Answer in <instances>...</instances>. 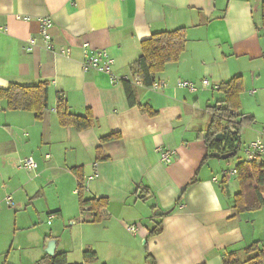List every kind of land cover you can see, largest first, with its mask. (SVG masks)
Segmentation results:
<instances>
[{
    "label": "crops",
    "instance_id": "0c3cea01",
    "mask_svg": "<svg viewBox=\"0 0 264 264\" xmlns=\"http://www.w3.org/2000/svg\"><path fill=\"white\" fill-rule=\"evenodd\" d=\"M261 1L0 0V88L45 82L49 101L40 122L31 113L0 111V264H37L50 240L56 242L54 254L65 253L68 263H81L86 249L98 257L100 248H106L113 264H135L121 237L127 235L126 225L140 228L131 234L140 247L139 264H151L145 243L153 264H222L224 255L244 258L245 247L264 245V208L242 213L234 208L240 186L231 171L245 161L244 154L242 159L209 157L199 135L209 124L208 108L223 99L213 86L232 77H242L241 111L252 116L245 107L264 110ZM44 18L52 24L53 50L39 34ZM179 29L186 32L184 52L155 75L166 85L164 91L135 86L139 78L130 66L141 55V41ZM30 40L35 42L32 50ZM85 43L90 51L107 52L116 83L103 72L82 70ZM66 49L69 54H62ZM203 79L211 87H202ZM124 80L134 87V107L127 103ZM178 81L194 83L198 91L178 88ZM57 97L74 115L89 111L94 127L79 133L60 127L54 112ZM263 130L257 125L243 130L242 152L255 140L264 145ZM112 134L118 139L101 142ZM158 147L172 151L170 164L160 162ZM29 157L37 168L40 164L57 194L52 206L46 204V213L37 207L45 193L36 171L20 163ZM72 168L83 170L87 198L108 201L98 224L91 223V212H80ZM95 172L98 176L88 179ZM193 179L197 182L188 186ZM65 196L72 206L74 197L77 206V212L71 206L69 234L79 240L80 261H69L70 251L54 229L36 234L41 214L64 224ZM157 222L162 232L148 238Z\"/></svg>",
    "mask_w": 264,
    "mask_h": 264
},
{
    "label": "trees",
    "instance_id": "16d2710c",
    "mask_svg": "<svg viewBox=\"0 0 264 264\" xmlns=\"http://www.w3.org/2000/svg\"><path fill=\"white\" fill-rule=\"evenodd\" d=\"M260 16L264 27V0L261 1ZM186 32L185 30H173L154 34L140 43V57L131 64L130 72L137 76L142 82L143 87L150 88L156 82L155 75L164 71L168 64L177 62L185 50ZM218 91L223 99L212 108H208L211 114L209 124L204 131L200 132V138L208 151H218L220 154L232 155L235 158L241 149V136L247 125H253L254 118L241 111L240 95L243 92L242 77H232L218 85ZM124 93L130 107L137 105V99L132 83L128 80L123 81ZM54 112L57 115L58 124L62 128H72L79 133L94 127V119L89 111L84 116L74 115L69 111L66 102L59 97L56 99ZM142 108V107H141ZM24 112L33 114L36 121L44 119L46 111L49 109L48 84L39 82L34 86H21L9 84L5 89L0 88V111ZM150 115L153 112L144 107ZM217 134H223L221 142L215 141ZM118 135L112 134L101 139L107 142L118 139ZM101 147L96 148V154L100 156ZM70 172L76 178V196L80 212L89 211L92 213L91 223L98 224L101 221L100 211L105 209L108 201L105 198L89 199L86 197L85 179L81 168H72ZM237 183L240 186L239 193L233 196L234 208L238 213L243 211L256 212L264 208V161L254 162L241 161L235 167ZM193 179L188 186L196 183ZM161 223L157 222L149 231L147 237L151 238L162 232ZM145 259L152 260L146 243ZM244 258L236 254H227L222 257V264H264V245L259 242L252 243L245 247ZM65 253H55L53 256L44 255L37 264H94L98 261L96 253L91 249H86L82 254L81 263H68Z\"/></svg>",
    "mask_w": 264,
    "mask_h": 264
},
{
    "label": "built area",
    "instance_id": "2783aa9c",
    "mask_svg": "<svg viewBox=\"0 0 264 264\" xmlns=\"http://www.w3.org/2000/svg\"><path fill=\"white\" fill-rule=\"evenodd\" d=\"M51 25L52 24H51L50 20H48V19L44 18V19H41V21H40L39 34L43 40L44 46L48 50H53V45L51 43L52 37H50V35L48 33V30L51 27ZM29 44H30L29 50H32V48L35 45V42L33 40H30ZM82 49H83V54H84V60L82 63V70L84 72H86L88 70L103 72V73L109 75L110 81L112 84L117 82V79L115 77H113L112 73H111V67H112L113 61L108 56L106 51H104V50L90 51L89 45L86 43L82 45ZM61 53L68 55L69 51L66 49V50H63V52H61ZM200 83H201L202 87H206V88L211 87V83H209V81L207 79L201 80ZM134 84H135V86H139V87L144 86V85H142V82L139 79L134 80ZM176 84L179 88H181L183 90H187L191 93L198 91V87L194 83H190L188 81H186V82L178 81V82H176ZM165 87H166V85H164L161 82L156 81L155 83L152 84V86L149 89L152 91H159V90L164 91ZM213 88L218 89L219 86L214 85ZM263 132H264V130H263ZM155 151L160 157V162H163L165 165H168L171 163L172 151H170L169 149H166V148H162V147L156 148ZM243 154H244V159L247 162H254V161H258V160L264 161V145H262V143L259 140H255V141L249 143L245 147ZM46 157L48 158L47 155H46ZM20 163H21V166L25 169L35 171L37 168L35 161L30 157L23 159ZM96 166H98V165H96ZM231 172L233 174H236L235 171H231ZM224 175H226V174L224 173ZM97 176L98 175L95 172L93 174V176L88 178V179H93L94 177H97ZM6 204L9 207L13 206L12 200L10 198L6 199ZM139 229L140 228L137 225H126V230H128V232L132 235H136L138 233Z\"/></svg>",
    "mask_w": 264,
    "mask_h": 264
},
{
    "label": "rangeland",
    "instance_id": "374dc122",
    "mask_svg": "<svg viewBox=\"0 0 264 264\" xmlns=\"http://www.w3.org/2000/svg\"><path fill=\"white\" fill-rule=\"evenodd\" d=\"M252 108L253 107H250L248 109L245 107V110L251 111V113L253 112L252 116L255 120L253 125H257L258 128H263L264 127V110L262 109V107H258V108H254V109H252ZM253 125H247L246 127L250 128ZM21 140L24 141V139H22V138H21ZM237 158H239V159L243 158L242 149L239 150V152L237 154ZM41 170H42V168L39 164V167L37 168V170H35L36 171L35 173H37V175H38L40 184L43 185V187H44V193L45 194H43V196L39 197L40 199H39V201H37V205H38L37 207H39L40 211H43L47 207L46 204L49 206L53 205L57 194L55 193L53 188L50 186V184H48V177L45 176L44 175L45 173L41 172ZM59 190L61 191V189H59ZM40 193H41V191H40ZM65 197H64V204L62 205L64 207V211L66 213L65 218H64L65 219L64 224L58 225V223H56L54 219H52V218L48 219L46 214H41V215H39V219L37 222L36 234H38L39 236H42V235H44L43 233H46L49 229H51V230L54 229L52 233H55L57 235V239L58 238L62 239L66 249H69V251H70L69 261H80V258H79L80 255L78 254L79 253V248H78L79 247L78 246L79 240L77 238H75L74 236L71 238V236L69 234V230L71 227L70 219H72V218H69L70 217L69 214L72 212V207H73V212H77V206H76V202H75L74 197H73V205L74 206L71 205L70 197H66V198ZM43 212L46 213L45 210ZM90 228H96V227H90ZM98 228H100V227H98ZM87 229H89V228H87ZM121 237H122L123 241H125V243L127 242L128 245L130 246L133 261L135 259V264H139V261H140L139 244L137 243V241H134V239H132V236L128 232V230H127V235L121 234ZM94 246H95V244H94ZM96 250H99L98 245H96ZM109 252H110L109 249L100 248V250L98 252L100 255V256H98L100 258L99 262L97 261L94 264H107L103 261H107L108 264H113L112 263L113 259L111 258V255ZM121 255H122V253L117 254L115 256L119 257ZM114 259H115V257H114Z\"/></svg>",
    "mask_w": 264,
    "mask_h": 264
},
{
    "label": "water",
    "instance_id": "95a60500",
    "mask_svg": "<svg viewBox=\"0 0 264 264\" xmlns=\"http://www.w3.org/2000/svg\"><path fill=\"white\" fill-rule=\"evenodd\" d=\"M215 141H219L221 142L223 140V134H217L214 138ZM232 154L231 153H228V154H220L218 151H215V152H212V153H209V157H212V158H220L222 160H226L228 159ZM169 212L167 211L166 213L164 214H168ZM163 213L159 212L158 216L160 215H164ZM55 248H56V242L55 240H50L48 243H47V246L46 248L44 249V252L46 255L48 256H53L54 255V251H55Z\"/></svg>",
    "mask_w": 264,
    "mask_h": 264
}]
</instances>
